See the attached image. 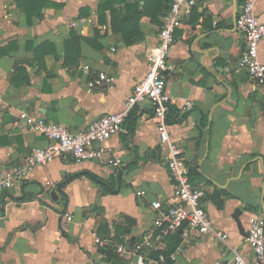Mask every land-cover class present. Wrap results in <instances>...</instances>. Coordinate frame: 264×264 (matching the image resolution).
Returning <instances> with one entry per match:
<instances>
[{"label":"crops","instance_id":"1","mask_svg":"<svg viewBox=\"0 0 264 264\" xmlns=\"http://www.w3.org/2000/svg\"><path fill=\"white\" fill-rule=\"evenodd\" d=\"M243 2L193 7L175 30L166 72L170 105L186 113L168 123L170 136L184 148L192 183L205 190L201 203L213 228L227 237L185 227L137 253L116 251L151 227L152 202L174 201L156 120L143 101L125 132L107 141V156L119 158V167L57 156L0 191V264H215L235 249L249 254V217H264V84L237 68L244 41L235 21ZM253 2L264 21V0ZM164 9L165 0H0V174L48 142L24 124L21 111L83 130L122 107L146 71ZM259 54L264 60V39ZM100 71L108 78L89 87ZM186 101L189 111L181 109ZM69 175L76 176L59 190ZM63 208L72 214L65 228Z\"/></svg>","mask_w":264,"mask_h":264},{"label":"built area","instance_id":"2","mask_svg":"<svg viewBox=\"0 0 264 264\" xmlns=\"http://www.w3.org/2000/svg\"><path fill=\"white\" fill-rule=\"evenodd\" d=\"M199 2L203 0H165L158 41L146 53V71L133 85L118 111L95 117L83 130H70L61 123L47 121L39 115L21 111L19 117L24 124L30 130L45 137L48 142L44 146L32 147L18 163L2 171L0 191L10 190L19 185L35 166L47 164L57 156L69 155L75 161L95 160L112 168L119 167L121 164L119 158L107 156L111 151L107 141L113 135L125 132V122L136 104L148 101L156 120V130L159 144L164 152L166 167L173 180L174 201L167 204H162L159 200L152 202L151 208L155 214L151 227L130 245L127 242L117 243L116 251L120 255L137 253L156 237L173 234L185 227L196 230L200 236L216 234L221 239L226 238V233L217 232L213 228L207 211L201 203L205 190L192 183L184 148L171 138L166 120L171 103L166 89V72L170 68L168 56L173 45L175 30L192 8L198 7ZM235 24L244 41L237 68L245 69L258 84H264V60L259 54V44L264 39V21L257 15L253 0H244ZM107 78V74L100 71L95 79L88 81V86L92 87ZM181 109L191 110V101H186ZM143 193V190H137L138 195ZM60 216L62 227L65 228L72 221V214L64 210ZM92 233L94 241L101 243V238L96 232ZM245 240L250 249L248 255L235 249L228 260H219L215 264H249L248 258L252 264H264L263 216L249 217Z\"/></svg>","mask_w":264,"mask_h":264},{"label":"trees","instance_id":"3","mask_svg":"<svg viewBox=\"0 0 264 264\" xmlns=\"http://www.w3.org/2000/svg\"><path fill=\"white\" fill-rule=\"evenodd\" d=\"M26 16H27V22H31V14L27 13V11L25 10ZM5 49L0 48V54H4L5 53ZM186 115V113L183 114H179L178 111L173 110V108L171 107V105H169L168 111H167V116H166V120L168 123H175L178 122L180 120H182V118H184ZM204 119L201 120V127L204 126ZM74 176L76 175H69L68 177H66L64 180H62L59 183V190H62V188L65 186V184L67 182H69ZM96 232V231H95ZM96 234L98 235V233L96 232ZM174 234H178V231L175 232ZM131 243V242H130Z\"/></svg>","mask_w":264,"mask_h":264},{"label":"water","instance_id":"4","mask_svg":"<svg viewBox=\"0 0 264 264\" xmlns=\"http://www.w3.org/2000/svg\"><path fill=\"white\" fill-rule=\"evenodd\" d=\"M121 174H122V169H120V170L118 171V173H117V177H118V187H117L116 189H114L115 192H118V190H119ZM54 193H55V191H52V195H53ZM64 210H65V208H63L62 210H60V213H63ZM240 212H241L240 209H239V208H236L235 211H234V213H233V217H234V219L236 220L239 229H241L240 221H239V218H238ZM60 218H61V216H60ZM179 232L182 233L181 229L179 230Z\"/></svg>","mask_w":264,"mask_h":264}]
</instances>
